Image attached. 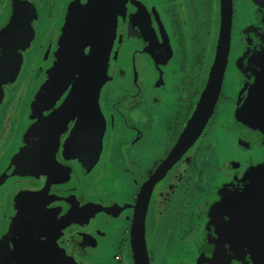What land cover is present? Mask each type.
I'll return each mask as SVG.
<instances>
[{"label": "flooded vegetation", "instance_id": "1", "mask_svg": "<svg viewBox=\"0 0 264 264\" xmlns=\"http://www.w3.org/2000/svg\"><path fill=\"white\" fill-rule=\"evenodd\" d=\"M100 3L97 18L91 0H0V178L17 173L12 151L37 123L53 134V154L66 169L63 186L16 176L0 185V264H134L130 231L142 184L173 151L207 85L216 50L198 93L192 74L203 67L205 51L189 63V46L199 6L206 11L202 31L210 33L211 0ZM218 5L220 31V0ZM73 19L80 23L73 26L76 38L86 43L80 73L93 37L105 43L98 60L105 66L94 68L95 84L103 79L98 104L86 107L78 74L66 81L62 97L40 105L36 96L60 72L56 56ZM113 20L116 35L104 38ZM263 40L264 0H233L231 49L217 105L199 139L151 192L150 264H261L255 234L264 231V188L254 191L251 213L241 210L238 241L230 238L235 223L224 202L238 194L243 209L247 194L251 198L247 173L264 168V139L251 140L238 117L252 112L257 119L264 108L260 91H252L264 75V60H251L264 51ZM90 110L94 115L86 114Z\"/></svg>", "mask_w": 264, "mask_h": 264}, {"label": "water", "instance_id": "2", "mask_svg": "<svg viewBox=\"0 0 264 264\" xmlns=\"http://www.w3.org/2000/svg\"><path fill=\"white\" fill-rule=\"evenodd\" d=\"M93 4H91L92 11L95 12L94 16L97 18H101L99 13L101 10V3L100 0H91ZM221 3V19H220V31L217 43L216 54L214 58V63L208 78L207 85L205 90L199 100L198 106L191 117L190 121L188 122L187 126L183 130L177 144L175 145L171 154L167 157V159L162 163V165L156 170L155 174L151 177L149 182L142 184L141 192L139 194L130 231V240L132 244L133 250V257H134V264H150L149 262V255L146 245V217H147V210L149 205V200L151 196V192L153 187L157 182H159L167 173V171L189 150V148L199 139L202 135L203 131L205 130L206 126L211 119V116L214 112L215 106L219 100L225 71L229 61V54L231 49V41H232V25H233V0H220ZM90 15V14H89ZM85 16V15H83ZM88 16V15H87ZM75 19V18H74ZM73 19V20H74ZM103 21V20H102ZM89 31L93 34L94 28L90 24ZM95 28L97 29V33L99 31V27L95 24ZM81 29V28H80ZM83 35L82 29L80 32ZM69 34L70 36L67 37L66 43L62 46L60 44V49L58 52L56 63L57 70L60 72L56 75L50 77L49 84H45L43 88L40 90L38 95L36 96L37 101L40 105H43L47 100L54 101L55 98H60L63 96L65 92V83L69 81L70 77L80 75L82 78V86L85 83V93L87 98V105L86 107L90 106H97L99 93L101 87L99 84H95V73H94V65L98 63L100 58V50H102V44L97 41H102L101 38H98L96 41L93 37V43L97 44L98 48L92 45V49L90 51V55L88 56V64L89 69L87 73L81 74L79 72V65L80 60L83 56L74 57V52L79 53L80 48L86 47L85 40L81 38L80 41L76 38V33L73 32V25L69 26ZM82 35L79 34L80 37ZM100 37V36H99ZM264 41V40H263ZM65 47V48H64ZM97 49V50H96ZM263 52V54H262ZM260 53H255L251 60L259 61V59L264 60V51ZM76 56V55H75ZM97 62V63H96ZM93 76V77H92ZM97 76V75H96ZM55 78V80L52 78ZM80 78V79H81ZM99 80V78H97ZM102 82V81H101ZM52 85V86H51ZM51 89V90H50ZM252 91H257L261 97L262 104L264 105V75L255 83V88ZM52 92V94H50ZM0 102L3 100V96H1ZM262 110L264 113L263 106L261 107V112L259 113V117L256 119L252 112H248L245 115V130L248 131L246 135H250L251 140H261L264 139V115H262ZM87 115L92 114V111H87ZM94 115V112L93 114ZM238 125V121H236ZM48 129V128H47ZM48 134L53 136V134ZM28 140L23 141V143H28ZM53 138L51 141L49 140L48 145L52 149L53 145ZM44 147V146H43ZM25 148V147H24ZM21 154L17 155L18 158L24 160L25 156H22L23 152L26 153L25 155L28 156L27 149L21 150ZM37 152L34 150L31 153L32 157H36ZM50 157V155H49ZM261 170L253 171L252 173H247L246 178L250 181V187L248 193L251 194V198L247 196L243 200V209L241 207V201L239 200L238 194L234 196H229L228 200L224 202L226 205L225 209L228 212L227 216L230 220L235 223L234 232L237 233L231 234L230 238L232 240L235 239V236L241 235L242 232V217H241V210L243 213H251L249 210L251 208V202H254L255 195L254 191L256 192L257 188H264V168ZM16 176L15 174L6 176V174L0 178V185L4 183V181L8 180L9 178H13ZM261 203H264V193L262 194ZM245 205V207H244ZM215 215L217 213H214ZM247 216V215H246ZM248 217V216H247ZM239 222V223H238ZM240 231V233H239ZM254 235V234H253ZM258 235L257 242H261L262 246L260 249V257L261 264H264V231L259 233L256 232L255 236ZM238 238V237H237ZM257 253V250H255ZM258 255V254H257ZM255 254V256H257Z\"/></svg>", "mask_w": 264, "mask_h": 264}, {"label": "crops", "instance_id": "3", "mask_svg": "<svg viewBox=\"0 0 264 264\" xmlns=\"http://www.w3.org/2000/svg\"><path fill=\"white\" fill-rule=\"evenodd\" d=\"M74 15L78 19V16L76 14H74ZM115 22L116 21L113 20L110 24L106 25V27L108 28V32H107V35L104 36V38L105 37L107 38L108 36L110 37V39L114 38V36L116 35V26H117ZM71 25H73V26L75 25V26L79 27L80 23L78 21L73 20L69 24V26H71ZM65 39L61 44L62 46L64 45ZM97 42L102 44V50H103L105 47L104 46L105 43L103 42V40L97 41ZM91 45H94L95 48L96 47L98 48V43L96 45L95 44H91ZM91 49H92V46H91ZM85 50H86V47H84V48L82 47L79 50L80 57L83 56L82 59H84V60H85V56H84ZM102 50H100V56H101ZM80 63H81V60H80ZM102 64H104L103 59H101V62L99 61V63L95 64L93 67L97 70V67L105 66ZM80 68H81V65H80ZM88 69H89V64L86 61V67H85L83 73H81V74L85 75V73H87ZM79 72H80V70H79ZM102 74H104V73H102ZM70 78H72V77H70ZM70 78H69V80H70ZM99 87H101V88L103 87V79H102V82L100 81ZM85 105H86V102H85ZM35 118H37V117L33 116L31 118H28V120L32 119L30 121V122H32V121L36 120ZM38 125H39L38 123L35 124L34 126L29 125L25 129L23 134H21V135L19 134L20 138H21L20 139V146L21 147L19 150L14 149L15 151H12V153L14 152L16 154L15 157L18 159V162L16 164V166H17V170H16L17 173L15 174L16 178L19 180H28V179L32 178L33 180H36L39 183L44 182L46 187H48V186L51 187L52 185L63 186L65 184V182H64L65 178L61 179L60 177H63L62 175L65 173L66 169L65 168L63 169V167L59 166V164L57 162V157L53 154L56 151V148L54 146H57L58 143L56 144L55 142H53L51 152H49L51 147L49 148L48 142H49V140H51V138H53V141H54V136H52V135L49 136L47 129H46V131L41 132V130H44L46 127L45 126L39 127ZM13 134H15L14 139L17 141L18 134H16V133H13ZM76 138H79V136L77 134H76ZM28 139H29L28 143H23V141L28 140ZM15 147H16V145L15 146L13 145L12 148H15ZM24 149H27L28 156L25 155L26 153H23L22 156H25L26 158H24V160H22L21 158L19 159L17 155L19 153L21 154L20 151L24 150ZM34 150L37 152L36 157L31 156V153ZM49 155H50V157H49ZM19 171H21V172H19ZM79 194H80V192H79ZM234 195H235V193H231L230 196H234ZM235 233H237V232L235 231ZM239 233H240V231H239ZM237 237H238L237 238V241H238V240H240L241 235H239Z\"/></svg>", "mask_w": 264, "mask_h": 264}, {"label": "rangeland", "instance_id": "4", "mask_svg": "<svg viewBox=\"0 0 264 264\" xmlns=\"http://www.w3.org/2000/svg\"><path fill=\"white\" fill-rule=\"evenodd\" d=\"M203 1L201 0V3L203 4ZM219 0H211V7H212V26L210 28V33L207 37L206 34L202 31V22L204 23L206 20V11L203 6H201L202 9L197 7V16L199 18L198 24H197V34L190 42V51H189V63L191 56L198 55L197 53H200L202 51H205V58H204V64L203 67L198 66V70L193 72L192 76L194 79H196V86H197V92H202V88H204L205 80L208 75L207 67L210 65L212 61V57L216 50L217 40H218V31H219V25H218V13L219 8L218 5ZM202 14V15H201ZM204 39V47H202ZM199 43V44H198ZM240 44V46H239ZM235 52H238L242 43L239 41L238 44H236ZM203 48V49H202ZM205 49V50H204ZM233 63V62H232ZM232 66V65H231ZM209 69V67H208ZM182 81H184V78L182 77ZM187 87V86H184ZM186 88L182 89V92H184ZM184 98V95H182V99ZM4 115V114H3Z\"/></svg>", "mask_w": 264, "mask_h": 264}, {"label": "bare ground", "instance_id": "5", "mask_svg": "<svg viewBox=\"0 0 264 264\" xmlns=\"http://www.w3.org/2000/svg\"><path fill=\"white\" fill-rule=\"evenodd\" d=\"M239 117V123L242 125V126H245V117L244 116H238Z\"/></svg>", "mask_w": 264, "mask_h": 264}]
</instances>
